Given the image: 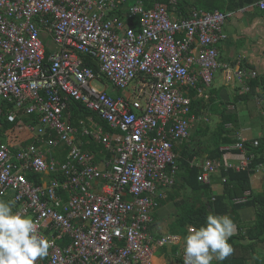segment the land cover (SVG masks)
<instances>
[{"label":"built area","instance_id":"obj_1","mask_svg":"<svg viewBox=\"0 0 264 264\" xmlns=\"http://www.w3.org/2000/svg\"><path fill=\"white\" fill-rule=\"evenodd\" d=\"M128 1L0 0V122L37 119L0 140V199L14 201L15 212L54 241L38 264H145L153 244L175 243L174 236L154 240L149 225L156 187L177 181L174 147L202 119L191 112L187 89L207 101L219 70L242 93L258 76L218 60L228 13L192 9L176 18L166 5ZM257 7L264 10V0ZM103 81L122 95L101 89ZM71 101L110 131L91 116L73 124ZM82 137L102 149L84 150ZM245 141L223 147L222 160L205 159L197 180L209 185L222 167L247 169ZM232 149L237 163L226 159Z\"/></svg>","mask_w":264,"mask_h":264},{"label":"trees","instance_id":"obj_2","mask_svg":"<svg viewBox=\"0 0 264 264\" xmlns=\"http://www.w3.org/2000/svg\"><path fill=\"white\" fill-rule=\"evenodd\" d=\"M139 0H129L127 5L134 4ZM172 0H143L145 8H151L154 4L166 5L169 13L173 14L176 18H184L189 15L184 8L185 4L183 0H179L175 5L171 4ZM125 9L122 8L118 15L124 16ZM85 65L92 67L95 72L98 71L96 63L90 60L88 57L84 58ZM255 71V70H252ZM256 72V71H255ZM264 80L257 78L249 81V92L240 94L237 97L238 101L247 102L252 99L261 97L258 88H264ZM264 91V89H263ZM208 99L205 101L203 98L197 97V92L193 89H187V96L191 99L190 109L197 117H202L207 114L213 121H215L214 129L211 131L208 124L205 122V127L202 128L198 124L199 131L197 134L206 138V145L204 151L201 154H206L210 160H222L223 156L228 151L223 150V147H233L239 142V137L235 135L236 129L239 125L237 115L234 113H227L225 104L217 99V94L212 88L207 92ZM264 105V104H263ZM68 110L71 113V121L77 125V121L85 119L87 117H93L95 121L102 126L104 131L109 132L110 129L106 122L99 121L95 114L86 110L80 102L71 101L68 105ZM205 119V118H204ZM204 122L203 120H200ZM199 121V122H200ZM24 125L35 124L37 122L36 116L24 117ZM200 122V123H201ZM22 124L20 122L8 123L6 120L0 122V137L5 140L10 134H15L20 130ZM82 148L91 152H97L102 149V146L95 145L94 143L87 144V138L82 137ZM244 142L245 156L249 159L248 168L242 171H236L234 169H224L223 167L219 171V175L223 181V193L213 199L209 195V185H203L197 180L199 174V166L193 163L195 157H200L198 147L195 148L194 144L196 140L191 139L192 148L187 144L183 145V148L179 151L177 158L180 180H183L184 188L188 189L190 196H185L179 203L176 204L177 215L175 228L177 230L173 232L181 237L187 234L189 226L200 227L205 222L206 216L211 212L216 215H229L237 227V234L232 236L229 243L234 248V253L219 264H247L249 260L255 254L256 244L258 242H264V186L261 193L247 194L251 191V179L254 176H258L260 173L264 174L263 170L256 174V168L258 165L264 163V130L260 137L254 140H247ZM32 141L31 137L23 142V145H27ZM257 141L258 145L255 147L253 142ZM60 159H65L64 151L58 150ZM231 154H240L236 149L230 150ZM264 165V164H263ZM264 176V175H263ZM30 178V176H29ZM180 184V181L178 182ZM177 183V184H178ZM175 185L172 187L174 192L176 191ZM254 207L255 217L252 223L244 224L239 217V210L242 208ZM242 241H247V244H242ZM258 264H264V259H257Z\"/></svg>","mask_w":264,"mask_h":264},{"label":"crops","instance_id":"obj_3","mask_svg":"<svg viewBox=\"0 0 264 264\" xmlns=\"http://www.w3.org/2000/svg\"><path fill=\"white\" fill-rule=\"evenodd\" d=\"M259 1L261 0H183L186 13L192 9L228 13L230 16L223 25V31L227 39L217 46L219 62L255 70L258 78L264 80V10H260L257 7ZM50 47L53 50L58 48L54 44H51ZM261 88L264 89L262 86ZM112 90L113 92L107 93L112 96L122 95L121 91H115L113 88ZM212 90H215L217 99H220L225 104L226 112L237 115L239 120V125L235 132L237 137L254 140L261 136L264 130V105H259L257 98L247 102L238 101L237 97L245 93L240 91L235 81L233 83H225L221 70L217 71L214 76ZM18 122L22 124L21 128H24V122ZM198 127V124L195 123L191 129L195 133L194 136L190 133V137L187 140L174 147L177 155H179V151L184 144L192 148L193 142H191V139L193 138L196 140L194 146L195 148L198 147L199 153L201 154L205 150L208 144L206 145V138L201 139V135L197 134L199 131ZM0 140H3V138L0 137ZM206 156V154H201L200 157H195L193 163L196 166H200L205 159H208ZM226 159H229L232 163H237L239 156L230 154L226 156ZM179 178L180 174L178 171L175 192L172 187H156L152 196L159 206L151 214L152 220L149 225V234L154 240L167 236L178 237V239L175 243L165 246L153 244L152 256L145 264H183V237L173 233L177 230L174 227L178 212L176 204L185 196H190L191 194L188 189L184 188L185 184ZM179 181L180 184L178 183ZM223 181L219 172L211 177L209 195L212 199L223 193ZM263 186L264 176L256 175L251 179V191L247 192V194L261 193ZM239 217L244 224L252 223L255 217L254 207L240 209ZM237 232L238 230H236L234 235ZM241 243L247 244L248 242L242 241ZM255 246L256 252L247 264H258L256 258L264 259V242H258ZM212 264H219V262L214 260Z\"/></svg>","mask_w":264,"mask_h":264},{"label":"clouds","instance_id":"obj_4","mask_svg":"<svg viewBox=\"0 0 264 264\" xmlns=\"http://www.w3.org/2000/svg\"><path fill=\"white\" fill-rule=\"evenodd\" d=\"M14 206V201L0 199V264H38L48 256L54 241L39 232L31 216L14 212ZM236 230L229 215L210 212L200 227H188L183 237V264L224 261L234 253L229 240Z\"/></svg>","mask_w":264,"mask_h":264},{"label":"rangeland","instance_id":"obj_5","mask_svg":"<svg viewBox=\"0 0 264 264\" xmlns=\"http://www.w3.org/2000/svg\"><path fill=\"white\" fill-rule=\"evenodd\" d=\"M140 83L138 82V81H135V82H133L131 85H130V87H129V90H132L133 89V87L134 86H136V85H139ZM101 89H105L106 90V92H108V93H111V92H113V90H112V88H111V86L110 85H108V83L106 82V81H103V84H102V87H101ZM111 91V92H110ZM205 118V119H204ZM204 118H202L201 120H203L204 122H199L198 121V123L197 124H200V125H202L201 127L202 128H204L205 127V122H206V124H208L209 125V127H210V130L212 131L213 129H214V126H215V121H213V120H211V117L209 116V115H205L204 116ZM190 133H191V135H193L194 136V132L192 131V130H190ZM201 139H204V137H202L201 136ZM263 173H260L259 174V176H262L263 177ZM16 207H13V211L15 212L16 211Z\"/></svg>","mask_w":264,"mask_h":264}]
</instances>
